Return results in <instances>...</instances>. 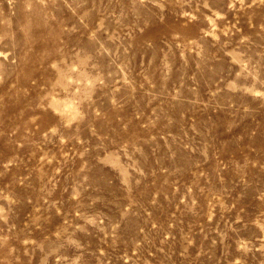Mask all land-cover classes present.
Listing matches in <instances>:
<instances>
[{
  "label": "rangeland",
  "instance_id": "374dc122",
  "mask_svg": "<svg viewBox=\"0 0 264 264\" xmlns=\"http://www.w3.org/2000/svg\"><path fill=\"white\" fill-rule=\"evenodd\" d=\"M0 264H264V0H0Z\"/></svg>",
  "mask_w": 264,
  "mask_h": 264
}]
</instances>
